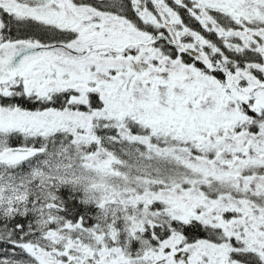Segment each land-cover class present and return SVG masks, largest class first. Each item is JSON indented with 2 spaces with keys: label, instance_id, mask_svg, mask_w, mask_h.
I'll return each instance as SVG.
<instances>
[{
  "label": "snow or ice",
  "instance_id": "1",
  "mask_svg": "<svg viewBox=\"0 0 264 264\" xmlns=\"http://www.w3.org/2000/svg\"><path fill=\"white\" fill-rule=\"evenodd\" d=\"M0 264H264V0H0Z\"/></svg>",
  "mask_w": 264,
  "mask_h": 264
}]
</instances>
